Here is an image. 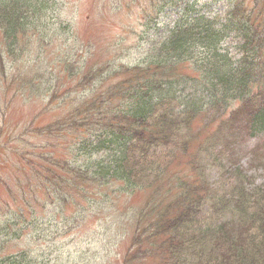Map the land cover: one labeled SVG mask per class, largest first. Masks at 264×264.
I'll use <instances>...</instances> for the list:
<instances>
[{"label":"trees","instance_id":"16d2710c","mask_svg":"<svg viewBox=\"0 0 264 264\" xmlns=\"http://www.w3.org/2000/svg\"><path fill=\"white\" fill-rule=\"evenodd\" d=\"M178 1L186 3L182 13L160 39L144 41L140 62L106 65L114 81L103 96L83 102L56 128L86 136L70 148L80 157L74 171L79 181L115 183L128 198L135 190H150L135 215L123 264H142L146 255L134 248L146 245L153 247L148 257L159 256L156 264H264V182L250 191L238 185L218 194L210 192L199 172L204 150L215 157L218 143L236 134L264 136V0H253L247 7L244 0H232L225 13L215 15L194 10L195 1ZM48 8V0H0V46L6 49L0 53V87L7 77L3 57H17L16 48L28 32L38 30ZM155 12L156 17L160 10ZM85 73L83 85L102 75L94 66ZM186 90L190 93L184 96ZM199 118H205V124L194 132L190 124ZM49 127L48 132L53 129ZM194 144L196 159L189 158L187 165L197 179L187 182L177 176L173 198L162 205L169 190L161 198L157 180L166 176L171 159L181 164L180 157L184 159ZM64 167L70 164L64 162ZM31 173L33 193L63 205L66 200L57 187L66 173L52 170L50 178L43 167ZM75 187L86 195L78 182ZM18 197L22 208L9 210V222L0 226L1 248L2 243L19 240L16 221L34 218L24 193ZM210 202L213 209L206 213ZM30 223L37 227L35 221L26 225ZM7 259L5 264H34L24 253Z\"/></svg>","mask_w":264,"mask_h":264},{"label":"rangeland","instance_id":"374dc122","mask_svg":"<svg viewBox=\"0 0 264 264\" xmlns=\"http://www.w3.org/2000/svg\"><path fill=\"white\" fill-rule=\"evenodd\" d=\"M193 1L196 9L209 10L214 15L225 13L232 0L190 3ZM244 1L246 7L254 3ZM185 4L178 0H48L49 8L40 19L38 30L33 35L28 32L22 46L15 47L17 57H3L7 77L0 87V226L9 222V210L22 208L18 197L21 193L24 204L35 215L33 219L16 221L20 222V238L2 243V248L0 244V264H5L8 256L18 257L20 253L27 254L34 264H123L135 215L149 199L150 190H135L128 198L118 192L115 183L79 181L74 171L80 165V157L70 148L74 141L83 139L84 133L68 128L58 130L56 125L83 102L103 96L114 81L108 77L106 65L131 66L140 62L144 41L160 39ZM157 10L160 13L155 17ZM225 44L233 46L231 42ZM3 45L0 53L5 54ZM126 49L128 53L121 54ZM112 56L114 60L109 62ZM92 66L99 68L102 75L92 76L90 83L83 85L81 79ZM184 92V96L190 93ZM204 124L205 118H199L190 126L196 132ZM49 126L53 129L48 132ZM196 146L188 148L184 159L180 157L181 164L172 160L166 176L157 180L161 198L169 190L162 205L173 198L177 176L187 182L197 179L195 170L187 165L189 158L196 159ZM216 149L221 150L215 157L208 150L200 154L211 163L200 166L213 185L210 192H231L238 185L250 191L264 182V136L236 134L219 142ZM64 162L70 167L62 169ZM40 166L50 178L52 170L57 175L66 173L57 187L60 197L66 200L63 205L39 191L33 193L35 180L32 181L31 172ZM77 182L84 188L85 196L75 187ZM212 209L211 202L205 205L206 213ZM30 221H35L37 227L32 223L28 227L26 223ZM134 249L146 255L142 264H156L159 260L151 253L148 257L151 246Z\"/></svg>","mask_w":264,"mask_h":264}]
</instances>
